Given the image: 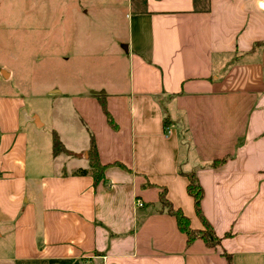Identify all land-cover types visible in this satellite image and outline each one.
Listing matches in <instances>:
<instances>
[{
  "label": "crops",
  "instance_id": "1",
  "mask_svg": "<svg viewBox=\"0 0 264 264\" xmlns=\"http://www.w3.org/2000/svg\"><path fill=\"white\" fill-rule=\"evenodd\" d=\"M115 1L106 71L66 95L82 156L58 128L54 155L36 111L0 89V264H264V0ZM189 173L216 245L188 243L161 204L164 189L203 227Z\"/></svg>",
  "mask_w": 264,
  "mask_h": 264
},
{
  "label": "rangeland",
  "instance_id": "2",
  "mask_svg": "<svg viewBox=\"0 0 264 264\" xmlns=\"http://www.w3.org/2000/svg\"><path fill=\"white\" fill-rule=\"evenodd\" d=\"M124 13L115 0H0V67L10 73L0 72V89L27 100L47 144L58 128L82 156L85 133L66 95L106 71L109 53L99 52L120 44Z\"/></svg>",
  "mask_w": 264,
  "mask_h": 264
},
{
  "label": "trees",
  "instance_id": "3",
  "mask_svg": "<svg viewBox=\"0 0 264 264\" xmlns=\"http://www.w3.org/2000/svg\"><path fill=\"white\" fill-rule=\"evenodd\" d=\"M102 100V107L104 109V112L106 113L108 117V121L112 123V120L106 111L104 100ZM53 154H59L61 152L66 151L62 142L60 141L58 135L56 133H53ZM89 161H90V167L92 171V175L94 178V181H99L103 174L104 165L100 163L97 155L96 146L94 143L93 138L91 139L90 148L87 152ZM84 173L85 171H80ZM188 182H187V190L192 195L194 200V209L200 220L202 221L203 227L201 228H195L190 225V221L188 216L179 208L173 206L172 202L165 196L164 189L160 191V201L162 206H165L166 210L173 214L176 217L177 224L179 228L185 232L187 236V242H191L193 239L200 237L202 238L207 244L209 245H216L220 241V236L216 234L214 231L213 226L209 223V221L204 216L202 209H201V196H202V187L195 177L194 174L189 173L186 175ZM228 264H232L231 262V256L228 253H224Z\"/></svg>",
  "mask_w": 264,
  "mask_h": 264
},
{
  "label": "built area",
  "instance_id": "4",
  "mask_svg": "<svg viewBox=\"0 0 264 264\" xmlns=\"http://www.w3.org/2000/svg\"><path fill=\"white\" fill-rule=\"evenodd\" d=\"M138 205H142V202L141 201H138Z\"/></svg>",
  "mask_w": 264,
  "mask_h": 264
},
{
  "label": "water",
  "instance_id": "5",
  "mask_svg": "<svg viewBox=\"0 0 264 264\" xmlns=\"http://www.w3.org/2000/svg\"><path fill=\"white\" fill-rule=\"evenodd\" d=\"M5 76H7L6 73H5Z\"/></svg>",
  "mask_w": 264,
  "mask_h": 264
}]
</instances>
